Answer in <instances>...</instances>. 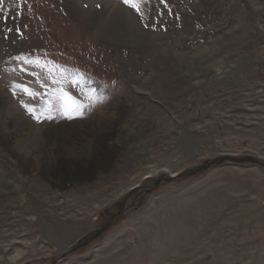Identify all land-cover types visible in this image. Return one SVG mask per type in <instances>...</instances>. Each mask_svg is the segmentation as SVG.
<instances>
[{
    "label": "rangeland",
    "instance_id": "1",
    "mask_svg": "<svg viewBox=\"0 0 264 264\" xmlns=\"http://www.w3.org/2000/svg\"><path fill=\"white\" fill-rule=\"evenodd\" d=\"M143 9L0 0V264H264V0Z\"/></svg>",
    "mask_w": 264,
    "mask_h": 264
},
{
    "label": "bare ground",
    "instance_id": "2",
    "mask_svg": "<svg viewBox=\"0 0 264 264\" xmlns=\"http://www.w3.org/2000/svg\"><path fill=\"white\" fill-rule=\"evenodd\" d=\"M109 3H111V2H106L103 5V11H101L102 13L98 12L97 10L94 12H92L90 10L87 13L82 12L83 15L86 14V17L94 16V18H93V20H95V22H94V29H95L94 33H96L97 35H102V34L103 35H110V40H112V41H121L120 38L124 39V40L126 39V41H130L129 39L132 37V35H131L132 32L135 35L134 37H136V41H138V42L142 41L141 36H143V39L147 38L146 36H148V35H149L148 37L151 36L150 32H146L145 30H142L140 28L139 24L134 20L135 18H133L132 15L126 11L125 8H122L121 6H118L116 3H113V2L111 4H109ZM83 15L80 14L78 16V17H80L79 20H81V21L85 20L84 19L85 17ZM115 19H119L123 25H121V27H118V25L115 24L116 27L113 28L114 24H112V29H114V30L113 31L112 30H106V27H109V24L112 21H114ZM137 31H138V33H137ZM152 38H154V36ZM0 95H2L0 99L4 103V104H0V105H3L2 107H4L6 109V111H7L6 113L10 115V117H11L10 122H14L15 123L14 126H16L18 129H19V127H25L24 125H28L30 122L24 117V115L22 113H19L20 112V111H18L19 109H16V107L12 106V102L9 100L10 98L8 97V95H6L4 93H1ZM8 123L6 125L7 126L6 132L7 133H10V131L14 132L15 127L12 128L11 126H8ZM12 137L14 139V143L16 145L17 150L19 152L26 153L25 150H27V147L29 145L23 144L21 142V139L18 138V135L16 133ZM36 146H37V143L33 142L30 144L29 148L32 147L34 149ZM50 147L54 148V143H52L50 145ZM32 152H33V150H32ZM49 159H52V157H49ZM59 162H60L59 160H55V161L52 160L50 163L52 164V166H54V165L57 166V164ZM96 163H99V162L97 161Z\"/></svg>",
    "mask_w": 264,
    "mask_h": 264
},
{
    "label": "snow or ice",
    "instance_id": "3",
    "mask_svg": "<svg viewBox=\"0 0 264 264\" xmlns=\"http://www.w3.org/2000/svg\"><path fill=\"white\" fill-rule=\"evenodd\" d=\"M164 2L166 3V0H164ZM124 3L126 5H129L132 9H134L135 12L138 13L141 17L144 16L145 14L143 9L144 0H124ZM17 59H24V57H17ZM24 91H26L29 95L36 94L32 91V89L28 88L27 86H24ZM30 111H32L33 114L35 115V109H30ZM35 118L39 120L40 116L35 115Z\"/></svg>",
    "mask_w": 264,
    "mask_h": 264
},
{
    "label": "water",
    "instance_id": "4",
    "mask_svg": "<svg viewBox=\"0 0 264 264\" xmlns=\"http://www.w3.org/2000/svg\"><path fill=\"white\" fill-rule=\"evenodd\" d=\"M226 161L235 162V163H243V162L255 163V159L253 157L248 156V157L237 158L236 156L229 154V155H225L224 157L220 158V160H218L217 162H213L212 164H221V163H224ZM71 249H72L71 247L65 249L63 252L64 253L63 257H66L67 252L71 251Z\"/></svg>",
    "mask_w": 264,
    "mask_h": 264
}]
</instances>
